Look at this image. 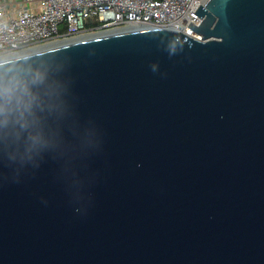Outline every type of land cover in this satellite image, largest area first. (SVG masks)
Returning a JSON list of instances; mask_svg holds the SVG:
<instances>
[{
	"label": "water",
	"instance_id": "1",
	"mask_svg": "<svg viewBox=\"0 0 264 264\" xmlns=\"http://www.w3.org/2000/svg\"><path fill=\"white\" fill-rule=\"evenodd\" d=\"M195 14L0 59V264H264V0Z\"/></svg>",
	"mask_w": 264,
	"mask_h": 264
},
{
	"label": "built area",
	"instance_id": "2",
	"mask_svg": "<svg viewBox=\"0 0 264 264\" xmlns=\"http://www.w3.org/2000/svg\"><path fill=\"white\" fill-rule=\"evenodd\" d=\"M205 0H0V59L60 41L140 26L199 38Z\"/></svg>",
	"mask_w": 264,
	"mask_h": 264
},
{
	"label": "bare ground",
	"instance_id": "3",
	"mask_svg": "<svg viewBox=\"0 0 264 264\" xmlns=\"http://www.w3.org/2000/svg\"><path fill=\"white\" fill-rule=\"evenodd\" d=\"M108 32H111V31H108ZM104 33H107V32H104ZM104 33H101V34H104ZM89 36H90V35H87V36H85V37H89ZM73 39H75V38H73ZM73 39L67 40V42H68V41H71V40H73ZM64 42H66V41H63V42H56V43L51 44L50 46H56V45H59V43H64Z\"/></svg>",
	"mask_w": 264,
	"mask_h": 264
}]
</instances>
